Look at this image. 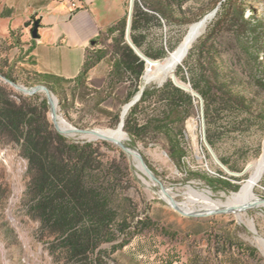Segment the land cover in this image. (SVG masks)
I'll use <instances>...</instances> for the list:
<instances>
[{
    "label": "rangeland",
    "instance_id": "rangeland-1",
    "mask_svg": "<svg viewBox=\"0 0 264 264\" xmlns=\"http://www.w3.org/2000/svg\"><path fill=\"white\" fill-rule=\"evenodd\" d=\"M216 8L208 26L191 46L200 44L205 38L203 51L198 56L196 47L193 50L190 48L176 73L179 71L180 80L192 87L199 81L204 86L207 79L216 86L218 81L209 69L216 67L219 82L226 84L228 92L245 100L246 107H239L242 111L236 110V107L226 109L223 103L214 102L211 119L209 123L206 121L216 154L227 161L225 164L231 170L239 172L264 152V0H183V16L188 20L185 23L172 21L163 28H154L151 40L156 46L160 41L174 45L163 60L181 44L193 23ZM15 32L19 37L23 34L21 29ZM115 36L117 33L103 35L95 49L112 50ZM8 38L0 36V66L6 71L13 68V76L20 85L28 88L47 85L27 77L20 63V44L16 46ZM113 59V54L109 52L100 73L91 74L79 87L68 82L63 84V88L47 85L57 103L56 121L51 105L47 118L56 130L60 118L66 120L69 124L66 128L72 130L64 134L68 143L92 142L97 148L92 168L103 182L110 184L120 220L134 226L137 220L145 219L151 227L134 229V234L123 247L119 244L127 236L118 234L113 241L99 243L84 254L71 252L65 246L64 235L51 230L34 212L37 198L30 189L28 159L20 144L5 134L0 136V264H187L194 251L214 260L217 258L215 254H218V260L232 258L238 264H264V244L260 241V238L264 239V204L247 207L242 218L236 211L186 215L173 205L167 194L168 190L175 195L177 202L187 201L190 206L196 197L190 187L200 191L211 190L214 199L226 200L229 195L238 192L250 176L248 172L238 176L240 180L230 179L231 174L209 152L203 139L198 97L191 115L184 122L187 155L180 164L170 156L164 135L155 140L135 139L124 126L126 140L122 142L143 155L152 175L119 143L92 138L90 134L77 130L117 128L125 105L133 99L127 97L129 80L109 84L106 70ZM143 84L144 77L139 87ZM159 84L155 80L146 87ZM0 85L16 102L30 95L47 98L45 91L25 92L1 76ZM153 107H150L151 110ZM181 113L183 111L179 110L177 114ZM117 116L120 118L116 119ZM137 117L140 122L145 121L144 113L137 112ZM206 176L229 179L240 188L233 190L218 186L208 181ZM255 194L264 199V179L257 185ZM215 235L242 244L243 250L234 246L224 251L220 247L217 253ZM210 241L213 243L210 244ZM253 249L254 255L250 253Z\"/></svg>",
    "mask_w": 264,
    "mask_h": 264
},
{
    "label": "trees",
    "instance_id": "trees-1",
    "mask_svg": "<svg viewBox=\"0 0 264 264\" xmlns=\"http://www.w3.org/2000/svg\"><path fill=\"white\" fill-rule=\"evenodd\" d=\"M175 9L179 14H176ZM184 13L183 0H136L131 30L133 41L149 57L164 58L174 45L160 41L156 46L151 40L153 30L163 28L166 23L172 21L185 23L188 19H185ZM127 18L106 32L108 35L117 33L113 39L112 50L88 51L76 87L81 86L90 70L111 52L114 62L108 77L109 84L129 80L128 99L134 98L140 91L139 85L147 65L126 40ZM206 40L204 38L200 44L196 43L191 48L193 50L196 47L198 56L203 51ZM16 43H21V39L17 38ZM4 61L8 65L7 59ZM209 69L218 81L216 86L210 79L206 80L204 86L200 81L193 84V88L205 99V116L208 123L212 116V105L216 101L223 103L226 109L236 107V110L242 111V108L246 107L243 98L231 94L227 91L226 84L219 82L218 68L212 66ZM13 70L11 68L6 71L0 66L1 74L16 81ZM177 72L179 74V71ZM25 73L28 78L43 82L52 88L64 87V82L55 76ZM195 99V95L177 86L171 78L160 86L146 87L141 98L130 108L129 115L127 113L125 129L135 139L155 140L164 135L170 156L180 164L187 155L184 146L186 141L184 122L192 113ZM151 106H154L152 110ZM49 109L47 98L40 99L38 96L30 95L28 98L21 97L20 101L16 102L7 93L6 88L0 85V136L7 134L13 138L20 144L23 154L28 159L30 189L37 198L34 212L51 230L64 235L65 246L73 253L84 254L96 248L99 243L113 241L118 234L127 236V239L119 244V247H123L129 242L135 230H142L151 225L145 219L137 220L134 226L126 220H120V211L114 203L110 184L103 182L95 173V168H92L96 161L97 148L92 142L68 143L66 136L54 129L48 120ZM179 110L183 113L177 114ZM137 112L144 113V122L139 121ZM119 118L120 116L116 117ZM207 136L214 146L209 128ZM222 161L227 164L225 159L222 158ZM229 177L241 179L233 175ZM205 178L227 189L240 188L229 179H213L209 176ZM214 240L217 253L220 247L224 251L234 246L243 250V245L234 243L232 239L215 235ZM212 243L213 241H210V244ZM114 246L118 248L117 244ZM250 253L254 255L255 250H250ZM215 256L216 260L194 251L187 264H238V261L232 258L218 260V254Z\"/></svg>",
    "mask_w": 264,
    "mask_h": 264
},
{
    "label": "crops",
    "instance_id": "crops-1",
    "mask_svg": "<svg viewBox=\"0 0 264 264\" xmlns=\"http://www.w3.org/2000/svg\"><path fill=\"white\" fill-rule=\"evenodd\" d=\"M79 2L82 7L74 8L62 0H0V36L9 37L16 46L17 38L24 41L19 43V54L25 72L49 74L78 85L88 51L99 46L110 27L128 17L129 0ZM37 20L39 37H34L32 28ZM18 29L21 37L15 32ZM108 54L90 70L88 78L100 73ZM113 62L106 70L108 77Z\"/></svg>",
    "mask_w": 264,
    "mask_h": 264
},
{
    "label": "bare ground",
    "instance_id": "bare-ground-1",
    "mask_svg": "<svg viewBox=\"0 0 264 264\" xmlns=\"http://www.w3.org/2000/svg\"><path fill=\"white\" fill-rule=\"evenodd\" d=\"M214 14L210 13L203 17L201 20L193 23L190 26L185 38L181 44L173 51L171 54L160 61L149 63L146 68L144 75V84L140 88V91L135 95V97L125 105L122 120L117 128H97L102 129L108 135L113 137L112 141H124L126 140V133L124 130L125 117L129 112L130 108L140 99L139 94L141 89L146 87V85L152 81L158 80L159 83H164L168 77H172L173 73L176 72L179 65L186 58L191 46L197 40V38L204 32L209 22L213 18ZM183 82V81H182ZM188 84V83H187ZM191 86V84H188ZM60 118V117H59ZM60 126L66 128V120L60 118ZM92 137V136H91ZM141 166V165H140ZM250 176L243 183L241 189L229 195L226 200L214 199L211 190H196L190 187V191L195 194V198L192 199L193 205L187 201L177 202L175 200V195L167 190V194L171 197L172 201H175L177 206L186 212H203L209 213L215 210H228L236 211V213L242 218L243 212L246 211L247 207H258L264 204L261 199L255 194V189L258 184L264 179V152L260 158H258L254 164L249 169ZM166 191V190H165ZM164 194V193H163ZM166 196V198H169ZM198 205L200 207H198ZM252 227L255 229L253 220H251ZM260 241L264 244V239L260 238Z\"/></svg>",
    "mask_w": 264,
    "mask_h": 264
},
{
    "label": "water",
    "instance_id": "water-1",
    "mask_svg": "<svg viewBox=\"0 0 264 264\" xmlns=\"http://www.w3.org/2000/svg\"><path fill=\"white\" fill-rule=\"evenodd\" d=\"M135 2L136 0H130V7H129V13H128V18H127V28H126V40L129 43V45L135 50V52L142 58L145 60L146 65H148L149 63H153L156 61H160L162 59H153L151 57H149L148 55H146L133 41L132 36H131V30H132V21H133V12H134V6H135ZM217 11V8L212 11L211 13H213L215 15ZM39 21L37 20L36 23L34 24L33 28H32V34L34 37H39ZM145 75V73H144ZM143 75V77H144ZM0 76L6 81L9 82L10 84L14 85L15 87L28 92V93H35L37 91H45L47 93V99L49 101V104L52 107V111H53V117L54 120L56 121V99L54 98V96L52 95L50 89L43 84H39L36 85L34 87L28 88L25 87L23 85H20L19 83H17L16 81H13L9 78H7L5 75L0 73ZM171 79L173 80V82L181 87L182 89L191 92L193 95H195L196 97L199 98L200 103H201V121H202V131H203V139L205 142V145L207 146L209 152L211 153V155L213 156V158L215 159V161L223 167V169L233 175V176H242L246 173L249 172L250 167L252 166V164H254V162L257 160L252 161L251 163H249L242 171H233L231 170L216 154V151L214 150L212 144L210 143V141L208 140V136H207V125H206V116H205V103H204V98L203 96L197 91L195 90L192 86L188 85L185 82H182L180 80V78L178 77V74L176 72L173 73ZM163 83H160L159 85H162ZM145 87L141 89V92L139 94V97L141 98L142 93L144 91ZM56 127L57 130L63 134H69L72 130L69 128H62L59 124L56 123ZM78 131L84 132V133H88L92 136V138H103V139H108V140H113V137L108 135L106 132H104L102 129H96V128H80L77 129ZM117 143H119L121 145L122 148H124L126 151L132 153L139 161V164L141 165V167L147 171L148 173H150L152 175V171L150 170V168L148 167V165L146 164V161L143 157V155L138 152V151H133L131 150L128 146H126L122 141H118ZM261 202H264V199H261ZM173 205L183 214L186 215H196V214H207V213H203V212H186L184 210H182L180 207L177 206L175 201H172ZM216 212H229L228 210H215L209 213H216Z\"/></svg>",
    "mask_w": 264,
    "mask_h": 264
},
{
    "label": "built area",
    "instance_id": "built-area-1",
    "mask_svg": "<svg viewBox=\"0 0 264 264\" xmlns=\"http://www.w3.org/2000/svg\"><path fill=\"white\" fill-rule=\"evenodd\" d=\"M62 1L68 2L74 8L82 7V4L79 2V0H62Z\"/></svg>",
    "mask_w": 264,
    "mask_h": 264
}]
</instances>
